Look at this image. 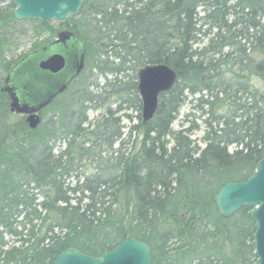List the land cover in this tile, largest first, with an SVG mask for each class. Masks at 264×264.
<instances>
[{
    "label": "trees",
    "instance_id": "16d2710c",
    "mask_svg": "<svg viewBox=\"0 0 264 264\" xmlns=\"http://www.w3.org/2000/svg\"><path fill=\"white\" fill-rule=\"evenodd\" d=\"M15 8L0 9V264H54L68 248L100 257L128 238L149 245L151 264H258L253 208L224 218L214 198L264 159V0H88L68 26L18 21ZM64 29L82 43L85 68L32 130L2 88ZM29 32L31 50L16 56ZM147 65H167L177 83L153 121L138 116L139 149L88 174L83 159H102L124 135L116 115L141 113ZM108 76L109 95L98 84ZM189 99L204 148L191 139L198 126L173 129ZM89 109L106 113L93 125Z\"/></svg>",
    "mask_w": 264,
    "mask_h": 264
},
{
    "label": "water",
    "instance_id": "95a60500",
    "mask_svg": "<svg viewBox=\"0 0 264 264\" xmlns=\"http://www.w3.org/2000/svg\"><path fill=\"white\" fill-rule=\"evenodd\" d=\"M87 1L0 0V3H13L16 6L14 16L18 21L35 20L43 25L50 22L66 25L79 14ZM68 42H78V49L74 54L56 52L47 57L33 56L29 61L22 62L5 81L2 91L10 96L11 112L27 116L26 122L32 130L37 129L41 124V111L57 96L64 93L84 69L85 51L79 38L70 31L60 33L56 43L64 45ZM26 71H30L29 75L33 81L31 86L27 85L23 88L17 85L16 80L26 77L27 75H24ZM66 72L70 73L67 77ZM47 74L56 76L55 80L52 81ZM138 80V91L143 104L142 117L144 122H149L154 118L159 107L160 96L173 89L178 76L167 65H154L142 68L138 72ZM214 201L224 218H230L244 207L253 208L251 219L257 226L254 235L255 250L258 264H264V159L260 161L256 172L247 181L225 185L215 196ZM151 263L152 253L149 245L135 238H128L116 249L100 257L89 256L77 248H68L58 256L54 264Z\"/></svg>",
    "mask_w": 264,
    "mask_h": 264
},
{
    "label": "rangeland",
    "instance_id": "374dc122",
    "mask_svg": "<svg viewBox=\"0 0 264 264\" xmlns=\"http://www.w3.org/2000/svg\"><path fill=\"white\" fill-rule=\"evenodd\" d=\"M9 5H10V2L0 3V8H7ZM56 24L57 23H55L54 25L57 26ZM205 31H206V29L203 32H205ZM32 38L33 37L31 35V33L29 32L28 33V37H26L22 41L23 45L16 52V56L23 55V54H25V53H27V52H29L31 50V48H32L31 45L33 43ZM200 40L203 41V42H207L208 38L205 36V33H203L201 35ZM111 60H113V59H111ZM33 68L31 70H33ZM96 74H98V73L95 72L94 75H96ZM129 74L132 75L133 73L130 72ZM92 80H96V77L93 76ZM122 80H123V82L127 81L125 79V76H122ZM112 82H114V77H112V76H108L107 78L99 77V79H98V84L100 85V87L104 86V88H105L104 90L107 91L108 95L112 94V93L114 94V91L116 90V89L112 88L111 86H106L108 83L112 84ZM16 83H17L18 86L23 87V88L26 87L27 85L31 86V84H32L31 79L28 76H26L24 78H19L18 80H16ZM119 104H120V99L118 101H116L112 97V102H111L110 105H108V107H110L112 110H116L121 105V104L120 105ZM124 107L128 108L127 105H125ZM101 112L102 111H100V110L88 111L87 112V117L89 119V122L94 125L95 122L100 117ZM123 112H125L128 116L132 117V119H128L127 117H124L123 121H122V126H124L123 133L127 137L128 131L133 126L138 125V120L136 118L140 114L142 116V112L140 113L134 107H130V109L128 108L127 111H123ZM125 113H121V114H119V116H124ZM51 114H52L51 111H49L48 115H51ZM187 115H189V117H186ZM199 117H200V114L196 110L193 109V104L187 103L181 109L180 116L177 119V121L175 122V124L173 126V129H174V131L178 132V131H181L183 128L187 129V128H190V127H193V126H198L199 129H197L192 134L191 139L193 141H195L196 143H198L201 148H204L205 145H204L202 139H203V137L205 135V130L206 129H205V125L202 123V120ZM13 120H14V118H13ZM182 121H184V122H182ZM83 128H88V125H83ZM141 141H142V135L136 133V137L134 139H131L130 143L128 145H125L122 153L125 154L126 157L131 155L134 151L139 149ZM116 148H118V145H116L114 147V149H116ZM63 149H64V147L63 148L57 147L56 151L59 152V151H62ZM111 155H112V153H110V156ZM83 165H84V169L85 170H89L88 174H90V173L92 174L93 169L90 168V166L88 164H85L84 162H83ZM73 185H74V183H73Z\"/></svg>",
    "mask_w": 264,
    "mask_h": 264
},
{
    "label": "bare ground",
    "instance_id": "6f19581e",
    "mask_svg": "<svg viewBox=\"0 0 264 264\" xmlns=\"http://www.w3.org/2000/svg\"><path fill=\"white\" fill-rule=\"evenodd\" d=\"M85 64H86V62H85ZM147 66H152V65H147ZM147 66H145V67H147ZM145 67H142V68H145ZM108 85H109V84H108ZM109 86H110V85H109ZM137 90H138V86H137ZM126 95H127V94H126ZM197 97H199V96H197ZM125 98H127V97H125ZM190 100H191V99H189V100L187 101V103L190 104V103H191ZM187 103H186V104H187ZM191 104H193V103H191ZM158 109H159V107H158ZM158 109H157V111H158ZM193 109L195 110V104H193ZM96 110H100V111H102L100 117L98 118V120H99V119H102V118L104 117V114H105L106 112H104L103 109H96ZM89 111H94V110L89 109ZM157 111H156V113H157ZM155 115H156V114H155ZM116 117H118V118L121 119V124H122V121H123V118H124V117L119 116V113L116 115ZM141 117H142V116H141ZM154 117H155V116H154ZM128 119H132V117L130 116ZM136 119L138 120V124H139V118L137 117ZM153 119H154V118H153ZM153 119H152L151 121H153ZM142 120H143V123H149V122H151V121H149V122H144L143 117H142ZM176 121H177V120H176ZM182 122H184V121H182ZM174 124H175V123H174ZM183 124H184V123H183ZM138 126H139V125L133 126V127L128 131V133H127V137H126L125 135H123L122 139L119 140L117 143H115V144L113 145L112 148H107L106 146H104L103 149L106 147V150H105V151L102 153V155H101V158H102V159H100V157H98V152L95 151V152H93L92 157H88V158H86V159H83V162H84L85 164H88V165H89L90 167H92V169L94 170V169H96V168L98 167V164H99V163H101V162H106V160H108V159H113L115 156H118L119 154L126 156L125 154L122 153V151H123L125 145H128V144L130 143V140H131V139H134V138L136 137V133L139 134L138 131H135V130L133 131V129H134L135 127H138ZM173 126H174V125H173ZM123 127H124V126H123ZM131 132H132V134H131ZM59 143H60V144H64L63 146H66V145H67V144H65V143H67V141H66V139H65L64 137H62V139H59ZM75 143H78V142L75 141ZM89 143L91 144V143H93V141H90ZM88 145H89V144H87V147H88ZM116 145H118V148L114 149V147H115ZM115 151H117V152L113 155V153H114ZM110 153H112L111 156H110ZM94 172H95V171H93V173H94ZM93 173H92V174H93ZM82 177H83V176H82Z\"/></svg>",
    "mask_w": 264,
    "mask_h": 264
},
{
    "label": "flooded vegetation",
    "instance_id": "af4514ba",
    "mask_svg": "<svg viewBox=\"0 0 264 264\" xmlns=\"http://www.w3.org/2000/svg\"><path fill=\"white\" fill-rule=\"evenodd\" d=\"M1 9V8H0ZM65 31V30H64ZM78 43V42H77ZM77 43L76 42H68V43H66V44H57V43H55L53 46H52V49H51V47L49 48H47V49H45L44 50V53H34L33 55H32V57L33 56H38V58H40L41 56H44V57H47L48 55H51V54H53V53H65V54H69V55H72V53L74 54L75 53V51H77V49H78V45H77ZM45 52H47V53H45ZM68 55V56H69ZM27 61H29V60H27ZM26 61V62H27ZM24 63H25V61H24ZM29 72L30 71H26L25 73H24V75H27V76H30L29 75ZM36 72H38V70L36 69ZM70 74V73H69ZM69 74H67V72L65 73V75H66V77L69 75ZM48 75V77L49 78H52V81H54L55 80V78H56V76H54V75H51V74H47ZM65 77V78H66ZM61 96V95H60ZM59 96V97H60ZM58 97V96H57ZM58 97V98H59ZM11 101V100H10ZM22 117V116H21ZM25 118V120H26V116L24 117Z\"/></svg>",
    "mask_w": 264,
    "mask_h": 264
}]
</instances>
